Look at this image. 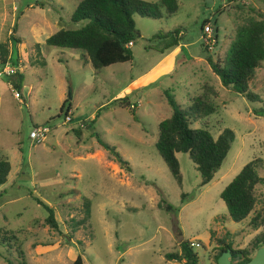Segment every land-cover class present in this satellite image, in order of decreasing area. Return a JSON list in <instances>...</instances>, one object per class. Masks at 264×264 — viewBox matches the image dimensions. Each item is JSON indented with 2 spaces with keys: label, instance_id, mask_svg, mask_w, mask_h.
I'll use <instances>...</instances> for the list:
<instances>
[{
  "label": "rangeland",
  "instance_id": "rangeland-1",
  "mask_svg": "<svg viewBox=\"0 0 264 264\" xmlns=\"http://www.w3.org/2000/svg\"><path fill=\"white\" fill-rule=\"evenodd\" d=\"M79 1L0 0V44L7 43L5 60L17 65L16 60L22 76L21 102L0 79V156L10 162L0 186V264H21L20 250L26 264H71L78 255L84 264H183L165 259L179 251L181 241L197 244L199 264H216L222 244L248 248L263 230L250 220L264 209V183L255 187L254 209L240 223L230 220L219 194L252 159H260L257 171L264 176V118L253 113L264 106V61L248 83L259 101L250 102L224 88L205 58L229 56L236 28L250 17L259 19L264 0H177L171 17L134 15L139 36L130 46L133 59L97 73L80 51L45 44L57 30L79 27L70 20ZM204 22L217 36L210 53L200 43ZM175 29L184 35L164 73L141 80L168 55L150 38ZM204 85L216 107L205 120L209 131L216 138L228 128L235 138L203 186L188 155L176 153L179 184L155 147L159 122L172 114L164 91L185 108ZM122 97L135 110L114 101ZM64 100L71 106L69 123L60 111ZM38 125L50 132L35 143L29 132ZM95 133L127 161L129 171L112 160ZM33 197L53 208L57 228L45 222L47 213ZM2 237L10 240L1 244Z\"/></svg>",
  "mask_w": 264,
  "mask_h": 264
},
{
  "label": "trees",
  "instance_id": "trees-1",
  "mask_svg": "<svg viewBox=\"0 0 264 264\" xmlns=\"http://www.w3.org/2000/svg\"><path fill=\"white\" fill-rule=\"evenodd\" d=\"M178 8L177 0H80L70 16V20L79 27L69 30L59 29L45 39V44L82 52L97 73L103 67L129 62L133 59L128 43H133L139 36L134 15L159 20L175 15ZM257 14L259 19L250 17L246 23L236 28L229 56L222 61L214 60L210 55H206L205 58L224 88L241 95L250 102L259 101L258 96L249 90L248 83L264 61V14L260 11ZM206 23L204 22L200 29ZM14 33L15 30H12L10 37L17 44L19 40L12 36ZM215 38H217L216 35ZM153 40H159L158 48L160 49L158 50L162 53L176 47L182 37L175 29L165 33L158 32L150 38V41ZM201 46L205 52H211L202 44ZM7 54V43L0 44V60L5 62ZM15 62L17 64L16 60ZM21 79L22 76L17 73L15 79L6 78V81L11 82L13 87L19 91ZM209 90L211 89L204 85L202 93L191 97L190 103L185 108L176 104L171 93L164 91L166 100L172 108V114L159 122L155 147L169 172L179 184L182 183V175L176 153L188 155L200 175V186H203L208 184L219 170L235 138L234 132L228 128L223 129L216 138L209 131L205 120L216 113V107L208 93ZM114 101L132 111L136 108V104H130L126 97ZM70 109L69 101L64 100L60 111L65 110L66 115ZM253 113L264 118V106L254 110ZM195 122H201L204 126L193 128L192 125ZM94 135L112 160L121 168L129 171L127 161L116 152L115 148L101 141L97 133ZM259 162L260 159L256 158L243 165L219 194L230 220L235 223L244 221L256 204L255 187L264 183V176H259L257 171ZM9 171L10 162L6 157L0 156V186L6 183ZM33 198L45 209L47 213L45 222L50 227L57 228L53 208L38 197ZM164 207L168 211H175L170 204H165ZM86 213L89 215L87 204ZM250 224L257 228L261 226L263 230L250 242L249 247L233 250L229 244H222L214 257L215 263L222 252L230 249L232 264H244L253 256L257 248L264 245V209L251 218ZM8 240L10 237H2L1 244H5ZM179 247V251L166 253L165 259L184 260L183 264H199L198 255L190 246L189 241H181ZM23 254L20 250L21 264H26ZM6 263L11 264L7 259ZM71 264L84 263L82 257L78 255Z\"/></svg>",
  "mask_w": 264,
  "mask_h": 264
},
{
  "label": "built area",
  "instance_id": "built-area-1",
  "mask_svg": "<svg viewBox=\"0 0 264 264\" xmlns=\"http://www.w3.org/2000/svg\"><path fill=\"white\" fill-rule=\"evenodd\" d=\"M214 29L205 24L201 29L200 42L201 44L212 51L216 44V38L214 36ZM132 42L128 43V46H131ZM19 65L11 63L9 60L5 62L0 60V79L1 78H11L15 74L19 73ZM8 88L12 91L13 97L18 100H21V93L13 87L11 82H7ZM72 121V118L69 116V112L64 116V123H69ZM77 126L82 127V122L77 123ZM50 132V128L47 125H38L33 127L29 132V138L32 142L39 143L45 140L47 134ZM195 242H190L191 247H196Z\"/></svg>",
  "mask_w": 264,
  "mask_h": 264
},
{
  "label": "water",
  "instance_id": "water-1",
  "mask_svg": "<svg viewBox=\"0 0 264 264\" xmlns=\"http://www.w3.org/2000/svg\"><path fill=\"white\" fill-rule=\"evenodd\" d=\"M232 253L230 249H226L217 258L216 264H232ZM244 264H264V245L257 248L253 256Z\"/></svg>",
  "mask_w": 264,
  "mask_h": 264
},
{
  "label": "crops",
  "instance_id": "crops-1",
  "mask_svg": "<svg viewBox=\"0 0 264 264\" xmlns=\"http://www.w3.org/2000/svg\"><path fill=\"white\" fill-rule=\"evenodd\" d=\"M214 29V28H213ZM178 30V29H177ZM201 30V29H200ZM179 31V35H181V37H182V35H184L183 34V32H181L180 30H178ZM180 43V42H179ZM201 43V42H200ZM133 45V43L131 44V46ZM177 47V48H176ZM176 47H173V48H171V50L170 49H168V50H166V51H168V55H166L165 56V58H164V60H162V61H159L152 69H151V71L149 72V74H147L146 76H143L142 78H141V80H143V81H146L145 79H148V77L149 76H152V75H156V74H158V75H160V74H162V73H164V70H163V67H164V64H165V62H166V60H168L169 58H172L173 57V55L178 51V48L180 47V44H178ZM176 48V49H175ZM157 51L158 52H160L158 49H157ZM161 53V52H160ZM163 53V52H162ZM80 54L81 55H83V53L82 52H80ZM19 62H21V60L19 59ZM18 64V63H17ZM6 83H7V81H6ZM146 83V82H145ZM22 95V94H21ZM71 110V109H70ZM239 249V248H238ZM241 249V248H240Z\"/></svg>",
  "mask_w": 264,
  "mask_h": 264
}]
</instances>
